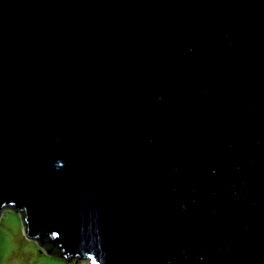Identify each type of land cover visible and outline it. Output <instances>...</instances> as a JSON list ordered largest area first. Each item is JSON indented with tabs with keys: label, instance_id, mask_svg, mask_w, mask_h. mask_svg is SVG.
<instances>
[{
	"label": "water",
	"instance_id": "1",
	"mask_svg": "<svg viewBox=\"0 0 264 264\" xmlns=\"http://www.w3.org/2000/svg\"><path fill=\"white\" fill-rule=\"evenodd\" d=\"M91 264H264V0H0V218Z\"/></svg>",
	"mask_w": 264,
	"mask_h": 264
},
{
	"label": "rangeland",
	"instance_id": "2",
	"mask_svg": "<svg viewBox=\"0 0 264 264\" xmlns=\"http://www.w3.org/2000/svg\"><path fill=\"white\" fill-rule=\"evenodd\" d=\"M0 264H91L89 259L66 260L48 253L44 244L28 237L22 212L13 208L0 218Z\"/></svg>",
	"mask_w": 264,
	"mask_h": 264
}]
</instances>
